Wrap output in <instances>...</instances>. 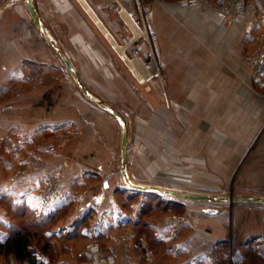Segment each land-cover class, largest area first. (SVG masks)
I'll list each match as a JSON object with an SVG mask.
<instances>
[{
    "label": "crops",
    "instance_id": "1",
    "mask_svg": "<svg viewBox=\"0 0 264 264\" xmlns=\"http://www.w3.org/2000/svg\"><path fill=\"white\" fill-rule=\"evenodd\" d=\"M33 3L40 29L27 0H0V164L10 174L0 173V194L11 202L6 208L0 206V242L18 228L33 236L40 232L38 236L50 243L52 253L51 257L37 255L46 264L91 263L85 247L93 240L116 256L118 261L113 264H264L263 202H207L210 204H202L201 212L189 211L187 224L171 235L168 221L161 226L157 215L144 212L155 207L152 201L158 195L134 190L125 181L121 154L124 124L127 176L132 183L171 189L157 177L160 171L169 170V160L174 157L173 153H143L140 147L150 150L148 146L155 145L153 139L161 137L153 130L154 122L145 131H133L125 110L93 97L86 87L87 78L118 82V77L130 72L127 65L122 66L125 63L116 45H122L130 55L137 48L144 57L143 46L133 43L142 36L135 32V22L144 19L135 0ZM155 6L151 15L157 19L162 6ZM62 54L73 65L82 85L76 82L91 103L72 100L75 89L68 79H75ZM199 75L179 77L185 83ZM125 80L111 86L117 92L121 84L123 90L124 85L131 90ZM152 80L147 88L154 86ZM245 84H238V92L218 94L208 101L209 95L191 90L194 84L180 85L179 102L174 107L180 109L181 136L193 137L189 143L182 139V151L193 155L190 160L185 157L181 166L189 173L188 183L181 181L180 187L172 190L217 195L227 181L237 178L243 189L227 196L264 198V96ZM239 99L240 110L234 113L230 101ZM148 105L152 115L153 107ZM185 112H190L188 117ZM61 139L67 141L56 155L43 149L47 142L56 144ZM31 157L46 162L45 167L13 176ZM67 160L71 165L61 180L64 200L44 204L42 188L60 174L61 164ZM181 169L174 172L179 174ZM205 208L215 212L207 213ZM15 210L22 214L16 215ZM101 217L93 228L92 223ZM32 218L40 225L33 224ZM19 220L27 226H20ZM137 232H142L138 247L134 243ZM146 234L154 243L152 247ZM0 264H10L4 254H0Z\"/></svg>",
    "mask_w": 264,
    "mask_h": 264
},
{
    "label": "rangeland",
    "instance_id": "2",
    "mask_svg": "<svg viewBox=\"0 0 264 264\" xmlns=\"http://www.w3.org/2000/svg\"><path fill=\"white\" fill-rule=\"evenodd\" d=\"M139 1L141 3L140 6L137 0H135V3L139 8V14H141L144 19L142 22H135L137 26H135L134 23L132 26H135V32L139 33V37L142 36L133 43H140L143 46L145 54L144 57H141L142 59L145 58L148 51H154L156 61L158 62V73L151 76L149 75L147 81L142 83L137 73L140 67L144 69L140 60H134L133 52L130 55L122 45H116L115 48H117L119 58L121 57V53L126 50L129 60H124L123 63L125 64L122 66L125 67L127 65L130 72L118 77V82L109 81L108 78H87L86 81L89 85H86V87L93 97L101 100L107 99L109 102L112 101L117 109L125 110V114L131 123V129L133 131H145L149 123L152 121L154 122L153 130L161 133V137L153 139L155 145L151 147L148 146L150 150L146 147L140 148L145 154H149L150 152L156 155H165L167 153L174 154V157L169 160L171 161L170 163H172L169 170H166V172L160 171L157 181L168 185L171 189H175L174 187H180L178 185L181 181L188 183L189 173L184 172L181 166L183 165L185 157L190 160L193 155L190 151H182V139L186 138L189 143V140L193 137L181 136L180 109L177 110L178 107H174V105H178L179 102V95L181 92L179 93L178 89L180 90V85L185 84L187 86H193L194 84L191 90L196 91L199 95H209L208 101L213 100V97L218 94H232L240 91L241 89L238 87V84H245L246 81L245 85H247L248 89L264 96V78L262 77L259 79L251 74L248 65L244 64V61L246 62L244 56L252 53L257 46L258 35L260 33L259 28H264V25L259 23L256 16L249 15L244 19H240L237 15L232 16L231 14V16L228 14L223 16L221 15L222 6L216 4L205 3L189 7L184 5L181 0ZM160 3L163 5H160ZM154 5H156V8L162 6V8L158 10L162 15L157 19L151 15ZM170 6L172 8H170ZM165 7H168V9ZM214 14L221 15V17H211ZM130 29L132 36H135L131 26ZM138 52L140 53V50ZM132 61H136L138 65H133L131 63ZM140 71L141 69H139V72ZM194 73L200 75L198 78L193 79V81H185V83H183L181 80L183 78L179 77L182 74L193 75ZM122 78L128 81L125 80L126 82L124 83H128L131 90H128L126 85H124L125 90H123V85L121 84L117 92L114 90L115 88L111 86L115 84L114 82H117L115 85L118 86ZM151 79L155 81V84L147 88L146 86ZM68 80L72 89H75V91H73L72 100L75 102L91 103V100L83 94L81 86L76 80ZM149 92H153L155 97L153 98V94ZM230 102L235 106L233 112L238 113L242 101L239 99ZM149 103H151L153 107L152 115L150 112L148 113L150 109ZM189 114L190 112H185L187 117ZM201 118L204 120L202 111ZM189 127H191V125ZM189 127H187V130H189ZM204 134L205 132L201 135ZM65 141H67V139H61L59 142H56V145L60 144L59 149L64 146ZM140 141L146 142V139L143 140V138H141ZM47 144L50 143L47 142ZM47 144L43 145V149ZM151 149L154 151H151ZM34 160L38 159L31 157L26 164ZM119 160H121L120 157ZM40 162L42 163L41 167H33L26 170L27 165L25 164L19 168L17 167L12 174L13 176H15V174H29L30 171L34 169L39 170L45 167L46 162ZM70 165L71 162L68 160L63 162L59 170L60 174L58 173L57 176L52 177L46 182L44 185L45 187H43L40 192L42 201L44 198L43 194L46 190L48 188H53L51 184L53 180L55 181L54 185L56 188L61 190L62 177L70 168ZM175 169H181L180 173H175ZM0 173L1 175H8V177L10 175L4 164H0ZM1 182L0 179V183ZM241 184L240 180L232 178L230 181L226 182V188L221 189L219 193L215 194L227 196L230 193H237L243 189ZM157 195L158 196L152 201L155 207L152 209L148 207V209H144V212H147L151 216L157 215L160 225L167 222L168 218H180L182 216L185 218L187 224L186 217L189 211L201 212L200 208L203 206L202 204H210L201 201H181L171 196L166 195V197H163V195ZM10 203L8 196L0 194V206L2 205L6 208L7 206H11ZM15 211L16 215L22 214V211ZM31 222L38 226L40 225V221L35 218H32ZM18 223L20 226H27L22 220H19ZM143 229L144 228H142V231ZM146 231H148V229H146ZM38 233L40 232H36V234L32 236L31 246L36 249L38 255L42 256L47 254L46 256L50 255L51 257L52 253L48 250L50 243L46 241L43 242L38 236ZM141 235L142 232H137L134 239V243L137 247L139 245L141 246L139 243ZM146 238L147 243L152 247L154 243H152L150 235L146 234ZM91 244L100 245L95 240L86 244L85 250L88 253H90L88 247ZM100 247L102 248V245ZM6 258L10 264L12 259H14L12 264H25L17 262L12 255L6 256Z\"/></svg>",
    "mask_w": 264,
    "mask_h": 264
},
{
    "label": "built area",
    "instance_id": "3",
    "mask_svg": "<svg viewBox=\"0 0 264 264\" xmlns=\"http://www.w3.org/2000/svg\"><path fill=\"white\" fill-rule=\"evenodd\" d=\"M181 2L189 7L205 3L220 5L222 6L221 10L229 16L237 15L240 18H246L249 15L254 17L256 16L259 20V23L264 25V0H181ZM137 3L139 5L141 4L139 0H137ZM259 29L260 33L258 35L257 46L252 51V53L245 55L244 59H246L251 74L260 79L262 77L264 78V28L261 27ZM138 51L139 50L137 48L133 50V58L140 60L143 65V68L146 71L150 72V76L157 74L158 62L156 61L154 51H148L144 59L141 58L140 53ZM121 58L126 61L129 60L128 54L125 50L121 53ZM146 81V79L145 81L144 79H141L142 83H145ZM59 146L60 144H47L45 146V149L50 154L56 155L57 151L59 150ZM41 164L42 163L38 160L31 161L30 163L26 164V170H29L33 167H41ZM54 182V180L51 182L53 188H48L43 194V201L45 202V204H50L52 199L62 201L65 198V193L62 190L57 189L54 185ZM99 220H95L92 223L93 228H96L100 224V222L103 220V217H101V219ZM168 222L170 225L169 227H171V235L176 233L180 228H182L183 225L186 224L185 218L183 216L180 218H168ZM88 250L92 256V261L89 264H113L117 262L116 256L113 253H107L103 251V249L98 244H91L88 247ZM25 264H27V262Z\"/></svg>",
    "mask_w": 264,
    "mask_h": 264
},
{
    "label": "water",
    "instance_id": "4",
    "mask_svg": "<svg viewBox=\"0 0 264 264\" xmlns=\"http://www.w3.org/2000/svg\"><path fill=\"white\" fill-rule=\"evenodd\" d=\"M28 6L30 7V11L33 17V21H35V24L37 26V28H41V23L39 21L38 15H37V11L35 9L33 0H27ZM63 59L65 61V64L67 65V68L70 72V74L74 77L75 80H77L81 85L82 82L79 79L76 71L73 68V65H71L68 61V59L66 58V56L64 54H62ZM98 103H101L103 105L102 102L98 101ZM107 106V105H106ZM107 108L109 109V106H107ZM118 118L120 117L113 109H110ZM123 141H122V147H121V154H122V171L125 177V181L126 183L129 185L130 188L134 189V190H139V191H144V192H156L159 193L161 195H168L171 197H174L176 199L179 200H185V201H193V202H197V201H201V202H229V203H242V202H263L264 203V198H248V197H242V198H237L233 195L230 196H222V195H206V194H189V193H185V192H178L176 190H172V189H163L160 187H156V186H143V185H139V184H134L132 183L127 176V160H128V138H127V129H126V125L124 124V132H123V137H122ZM204 211H206L207 213H214V209H208L205 208Z\"/></svg>",
    "mask_w": 264,
    "mask_h": 264
},
{
    "label": "trees",
    "instance_id": "5",
    "mask_svg": "<svg viewBox=\"0 0 264 264\" xmlns=\"http://www.w3.org/2000/svg\"><path fill=\"white\" fill-rule=\"evenodd\" d=\"M151 193L155 195L159 194L156 192ZM32 236V233L26 229L18 228L7 240L0 242V254L4 253L6 256L12 255L20 263L46 264L38 259L36 249L31 246Z\"/></svg>",
    "mask_w": 264,
    "mask_h": 264
},
{
    "label": "bare ground",
    "instance_id": "6",
    "mask_svg": "<svg viewBox=\"0 0 264 264\" xmlns=\"http://www.w3.org/2000/svg\"><path fill=\"white\" fill-rule=\"evenodd\" d=\"M134 60H137V59H134ZM133 65L137 66L138 63L136 61H132L131 62ZM139 69H141V71L139 72ZM138 69L137 73L139 74V77L141 79H145L147 80V77L150 75V72L149 71H146L145 69H142L141 67Z\"/></svg>",
    "mask_w": 264,
    "mask_h": 264
}]
</instances>
